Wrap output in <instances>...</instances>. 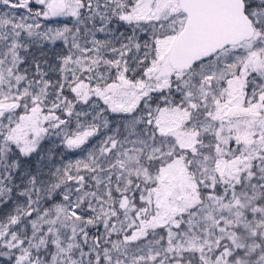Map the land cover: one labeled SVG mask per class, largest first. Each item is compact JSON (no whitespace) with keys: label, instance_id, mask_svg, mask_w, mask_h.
Segmentation results:
<instances>
[{"label":"snow or ice","instance_id":"1","mask_svg":"<svg viewBox=\"0 0 264 264\" xmlns=\"http://www.w3.org/2000/svg\"><path fill=\"white\" fill-rule=\"evenodd\" d=\"M0 264H264V0H0Z\"/></svg>","mask_w":264,"mask_h":264}]
</instances>
